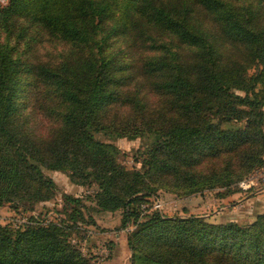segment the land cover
Segmentation results:
<instances>
[{
    "label": "trees",
    "instance_id": "16d2710c",
    "mask_svg": "<svg viewBox=\"0 0 264 264\" xmlns=\"http://www.w3.org/2000/svg\"><path fill=\"white\" fill-rule=\"evenodd\" d=\"M263 6L8 0L0 8V205L49 197L55 183L43 167L57 169L96 185L97 205L121 209L122 227L136 224L127 231L130 264H264V213L244 226L156 208L141 215L151 181L190 192L228 184L261 161ZM13 28L27 47L43 38L65 47L55 60H29L10 42ZM104 128L153 133L140 168L125 167L116 144L95 136ZM76 226L39 217L0 224V264H93L70 238Z\"/></svg>",
    "mask_w": 264,
    "mask_h": 264
},
{
    "label": "rangeland",
    "instance_id": "374dc122",
    "mask_svg": "<svg viewBox=\"0 0 264 264\" xmlns=\"http://www.w3.org/2000/svg\"><path fill=\"white\" fill-rule=\"evenodd\" d=\"M234 1L237 4L243 2V0ZM245 1L254 6L264 3V0ZM7 3L8 0H0V8ZM262 8L264 9V6ZM17 31L18 28H13L9 32L10 42L16 44L21 56H27L29 60H55L65 47L62 42L47 38L36 42L31 40V45L27 47L24 42L26 39L17 41ZM5 34L6 32L2 31V36ZM115 43L117 47L125 45L120 38H117ZM254 70L255 66H251L247 72ZM238 92L241 91L238 90ZM262 109L264 113V105ZM41 121L46 123L44 120ZM241 124L240 122H227L224 126L238 127ZM262 128L264 132V117ZM94 133L97 138L116 144L117 158L127 168H140V154L149 147V143L155 137L153 133L146 132L128 138L126 135L119 136L116 132L106 128ZM260 158L261 161L241 175V178L233 179L228 184L218 183L210 187L209 183L205 182L201 188L187 192L181 185L175 186L165 181H151L150 186L154 188L153 193L147 196V201L142 204L147 206L146 203H151L150 198L157 197L161 200L162 206L159 211L163 215L193 214L202 216L209 222H235L241 226L250 224L258 214L264 213V150ZM43 171L54 180L55 185L51 195L36 200L32 204L27 203L29 205L27 208L10 201L4 202L0 205V224H8L16 228L32 220L33 217H39L44 221L63 218L69 223L75 219L78 226L73 228L70 238L73 242H77L90 262L93 264H130L132 251L127 244V231L132 230L136 224L129 221L126 226L122 227L121 209L100 208L93 197L96 185H82L73 182L65 171L47 167H43ZM251 178L254 179L251 186L242 188L239 185L240 181ZM66 194L80 198V203L68 200L65 198Z\"/></svg>",
    "mask_w": 264,
    "mask_h": 264
},
{
    "label": "built area",
    "instance_id": "2783aa9c",
    "mask_svg": "<svg viewBox=\"0 0 264 264\" xmlns=\"http://www.w3.org/2000/svg\"><path fill=\"white\" fill-rule=\"evenodd\" d=\"M253 181H254L253 178H251L249 180L244 179V180L240 181L239 185L242 188H247V187H249V186H251L253 184ZM150 199H151V203L150 204L146 203L147 206H144L143 204H141L142 213L148 211L149 209L152 210V209L156 208V209L159 210L161 208L162 203H161V200L159 198L152 197Z\"/></svg>",
    "mask_w": 264,
    "mask_h": 264
}]
</instances>
